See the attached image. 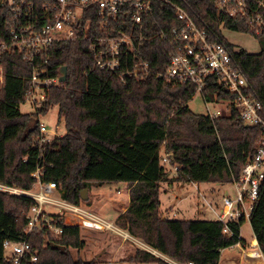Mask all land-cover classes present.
<instances>
[{"label": "trees", "instance_id": "1", "mask_svg": "<svg viewBox=\"0 0 264 264\" xmlns=\"http://www.w3.org/2000/svg\"><path fill=\"white\" fill-rule=\"evenodd\" d=\"M170 1L206 29L211 41L233 52L264 104V28L257 34L247 19L221 12L218 0ZM262 1L246 0L248 11L254 12ZM6 20V13L0 10V42L6 40ZM181 24L172 6L165 0H153V11L144 19L143 59L153 72L147 79L122 82L101 71L86 35L55 44L45 65V77L60 78L66 67L67 80L50 89L36 113L20 111L29 92L32 67L18 54L4 56L0 61L4 69V82L0 84V185L30 190L36 182L32 175L40 169L42 181L55 183L64 201L91 210L92 202L81 198L85 189L124 183L128 185L130 205L116 220L118 228L172 263L220 264L223 250L245 242L239 238L245 218L226 224L165 218L161 186L233 184L255 159L262 132L245 125L236 109L230 116L216 119L194 114L189 108L196 96L193 86L156 77L168 67L175 51L170 32ZM224 30L251 34L260 42L261 53L236 51L225 39ZM214 87L202 93L204 101H215L216 93L219 100H234L221 84ZM55 107L59 120H64L66 134L41 143L39 117ZM161 149L172 155V165L179 168L173 176L161 164ZM33 205L29 198L0 190V264L3 243L20 242L26 237V215ZM250 225L264 256V181ZM58 226L63 230L59 239L46 229L29 237L38 259L23 264H98L73 258L71 250L86 247L80 228L62 223ZM227 226L231 234L224 233ZM165 259L136 250L131 262L171 264Z\"/></svg>", "mask_w": 264, "mask_h": 264}, {"label": "built area", "instance_id": "2", "mask_svg": "<svg viewBox=\"0 0 264 264\" xmlns=\"http://www.w3.org/2000/svg\"><path fill=\"white\" fill-rule=\"evenodd\" d=\"M165 2L176 10L182 24L170 32L175 51L166 70L156 73V77L167 83L191 85L196 95L221 84L234 100H219L216 93L215 101H205L207 107L210 103H217L218 107L215 111L208 107V116L211 119L230 116L236 109L245 125L261 129L256 157L232 184L236 194L223 198V210L218 216V221L225 224L242 218L250 221L264 181V104L234 60L233 52L227 46L211 41L207 30L201 28L184 8L170 0ZM218 8L232 18L247 19L257 34L264 28V1L251 13L246 0H218ZM0 10L6 13L8 29L6 40L0 42V61L6 55L18 54L32 67L29 92L22 104L32 109L30 113L38 112L50 89L62 84L59 78L45 77V65L53 46L75 41L81 35L88 38L89 50L101 71L117 76L122 82L131 78L147 79L153 74L150 63L143 59L144 19L153 11V0H0ZM3 82L4 69L0 64V84ZM41 117V143H46L50 141L47 138L49 131L40 122ZM171 157L165 152L161 164L167 171L176 173L179 168L172 165ZM24 161L27 162V158ZM42 172L39 169L32 175L36 182L30 190L0 185L1 191L34 202L26 215V237L20 242L3 243V264H23L25 260L36 262L37 253L29 237L46 229L59 239L63 230L58 223L94 232H111L124 241H133L128 232L115 224L95 217L83 206L64 201L55 183L42 181ZM224 233L231 234L228 226ZM239 238H242L241 230ZM253 257L262 258L263 255L257 251Z\"/></svg>", "mask_w": 264, "mask_h": 264}, {"label": "rangeland", "instance_id": "3", "mask_svg": "<svg viewBox=\"0 0 264 264\" xmlns=\"http://www.w3.org/2000/svg\"><path fill=\"white\" fill-rule=\"evenodd\" d=\"M225 39L232 45L236 51L244 50L249 54H259L261 53L262 46L260 42L251 34L236 33L228 30L223 31ZM217 103H210L208 105L209 110H217ZM208 107L206 102L201 95L197 94L193 100L189 103L190 110L197 115H206L208 114ZM21 113L27 114L32 112V109L27 106H21ZM58 107H55L49 111L45 116L41 117L40 122L45 124L48 128L49 134L47 138L50 140L54 137H62L66 134L64 120H59L58 118ZM161 156L165 154L164 149H161ZM174 172H171L173 176ZM169 184H162L163 193L161 195L163 201V209L173 207L175 211L178 212V220H206L214 221L218 220V216L223 210V198L227 196L234 197L236 194V188L234 185H215V184H176L175 191L176 194H171L169 192ZM166 192H165V191ZM99 191L105 193V198L109 197L122 198L123 195L129 193L128 185L124 183L106 185L101 188L93 186L91 191L88 193V198L91 200L92 204L95 200L100 199L98 195ZM122 196H120V194ZM182 198H186L181 205L178 207L176 204ZM113 219V217H110ZM80 238L86 242V247L82 251L71 250L72 256L74 259H80L83 261H89L91 257H94L97 254L96 260L99 264H135L131 262L132 256L135 254L136 250H147L151 251L148 247L142 244L141 241H124L122 237L115 235L114 233L107 232H94L89 230L81 229ZM114 234V237H113ZM107 235V236H105ZM112 235V237L110 236ZM242 235L244 238L250 240L253 236V231L250 226L249 221H247L242 227ZM245 241V239H243ZM98 244L100 251H95V245ZM241 245V244H240ZM246 241L241 245L243 250L234 249V250H223V257L221 264L225 258H233V255L240 253H245L248 257V253L251 251L249 246H245ZM103 246V247H102ZM155 252V251H153ZM157 253V252H156ZM154 253V254H156ZM158 255V256H157ZM157 257L165 259L161 254H157ZM171 264V261L165 259ZM245 262V261H244ZM153 264V263H147ZM229 264H232L230 262ZM246 264V263H245Z\"/></svg>", "mask_w": 264, "mask_h": 264}, {"label": "crops", "instance_id": "4", "mask_svg": "<svg viewBox=\"0 0 264 264\" xmlns=\"http://www.w3.org/2000/svg\"><path fill=\"white\" fill-rule=\"evenodd\" d=\"M177 184H181V183H177ZM186 184L197 185L195 183H186ZM175 185L176 184L170 185L169 186V190H168L173 195L176 194L175 191L177 190V189H175ZM215 185H218V184H215ZM221 186H224V185H221ZM162 193H163V189L161 188L160 201H161V212H162V214L164 215L165 218H168V219L178 218L179 217L178 216L179 214H178L177 211L174 210L173 207H170V208L168 207L166 209H163V201H162V198H161ZM98 195H100L101 198L100 199H97V200H95L93 202L92 208L89 211L95 217L115 224L116 223V220L119 218V216L122 215L127 210V208L129 207V205H130V195H129V193L127 195L126 194L123 195L124 197H122V198H117L116 197V199L114 197L111 198L109 196L106 199L105 198V195H107V194L101 193L100 191H99ZM120 196H122V195L120 194ZM185 199L186 198L180 199L178 201V203L176 204V206L178 207L179 205H181L182 202ZM110 217H113V219H110ZM249 223H250V221H249ZM122 231L125 232V233H127L126 230H123L122 229ZM105 236H107V235H105ZM110 236L112 237V235H110ZM241 236L246 241V245L245 246H249L250 247V250L251 251L247 254L249 258H247L245 256L246 255L245 253H243V254L240 253V254H237V255L232 254L233 255V258H228V259L225 258L223 260V263L222 264H229L230 262H232V264H245V263L246 264H264V256L262 258H254L253 257V254L255 252H257V251L258 252H261V250H260V248L258 246V242H257V240L255 238V235L253 234L252 238H250V240H248V239H246V238L243 237V235H242V228H241ZM113 237H114V234H113ZM130 237L132 238L133 242L138 241L136 238H133L132 236H130ZM94 247H95V251H97V252L100 251V249H99L100 247L98 246V244H96ZM229 249L230 250H234V249H241V250H243V248H242V246L240 244L239 245H236L234 247H231ZM149 252H151L153 254L156 253V252H153V250H151ZM96 257H97V254H95L94 257H91V259L89 261H95L96 263L99 264V262L96 260ZM222 257H223V251H222V254H221L220 264H221Z\"/></svg>", "mask_w": 264, "mask_h": 264}, {"label": "water", "instance_id": "5", "mask_svg": "<svg viewBox=\"0 0 264 264\" xmlns=\"http://www.w3.org/2000/svg\"><path fill=\"white\" fill-rule=\"evenodd\" d=\"M67 80V68H63L61 70V77L59 78V82L60 83H65ZM88 193H89V190L88 189H85L83 192H82V200L83 201H87L89 198H88Z\"/></svg>", "mask_w": 264, "mask_h": 264}, {"label": "bare ground", "instance_id": "6", "mask_svg": "<svg viewBox=\"0 0 264 264\" xmlns=\"http://www.w3.org/2000/svg\"><path fill=\"white\" fill-rule=\"evenodd\" d=\"M256 244V243H255ZM158 253H156L155 255H157ZM158 256V255H157Z\"/></svg>", "mask_w": 264, "mask_h": 264}]
</instances>
